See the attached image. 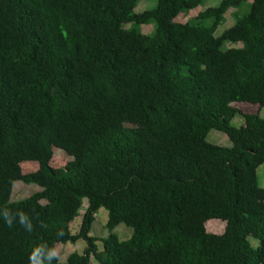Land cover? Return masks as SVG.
<instances>
[{
  "label": "trees",
  "instance_id": "1",
  "mask_svg": "<svg viewBox=\"0 0 264 264\" xmlns=\"http://www.w3.org/2000/svg\"><path fill=\"white\" fill-rule=\"evenodd\" d=\"M250 1L216 36L242 0L185 23L204 0L142 13L141 0H0V264H264V118L233 107L264 109V0ZM55 150L73 160L52 167ZM15 182L41 192L12 203ZM101 209L103 240L91 236ZM80 240L83 254L54 256Z\"/></svg>",
  "mask_w": 264,
  "mask_h": 264
},
{
  "label": "rangeland",
  "instance_id": "2",
  "mask_svg": "<svg viewBox=\"0 0 264 264\" xmlns=\"http://www.w3.org/2000/svg\"><path fill=\"white\" fill-rule=\"evenodd\" d=\"M158 0H141L140 4L136 9V13H142L146 10H150L157 6ZM223 0H204L202 6L198 9L192 11L186 16H181L177 20L179 22H187L189 19L196 17L200 12L206 10L210 7H217L219 3ZM243 4L241 9L237 12L236 10H230L226 15L225 23L220 26L216 32V36H220L223 34L224 31L232 28L237 20L243 18L246 14L249 13L250 7L248 6L251 1L250 0H242ZM130 26H127L129 28ZM153 26H142L141 32L145 35H150L153 32ZM228 48L231 45L227 46ZM234 47V46H233ZM238 47V46H235ZM236 109L240 110L243 114H258L261 118H264V109H259V107L252 106L249 104H236L233 105ZM234 126L239 127L243 124V119L236 118L234 119L233 123ZM207 141L213 145L220 146V147H231V142L227 138L226 135L217 132L211 131L207 137ZM73 159L70 158L64 151L55 150L53 160L51 166L54 168H63L65 167L70 161ZM38 168L37 164L33 163H23L21 164V169L23 175H27L33 173ZM258 175V183L260 187H264V165L260 166L257 170ZM41 192V189L36 185H26L23 182H15L12 188L11 193V202H19L24 199H27L37 193ZM88 201L84 200L83 206L80 209L79 216L74 220L71 231L74 235L79 232L82 218L87 210ZM108 221V212L105 209H101L95 216V222L92 226L91 236L96 238H106L108 236V231L106 229V224ZM225 224L219 221H210L206 224V230L209 233L214 234H222L225 231ZM115 233L119 236L120 240H127L133 235V230L126 227L125 225H119L118 229ZM253 247H259V242L253 239L249 240ZM102 243L99 242L100 248L102 247ZM87 247L86 242L83 240L78 241L76 244H66V245H59L56 247L54 251V256L58 258L60 263H65L67 258L73 254H83L85 248ZM90 264H99L93 257L91 258Z\"/></svg>",
  "mask_w": 264,
  "mask_h": 264
},
{
  "label": "clouds",
  "instance_id": "3",
  "mask_svg": "<svg viewBox=\"0 0 264 264\" xmlns=\"http://www.w3.org/2000/svg\"><path fill=\"white\" fill-rule=\"evenodd\" d=\"M88 207V206H87ZM5 219L7 220L8 219V217H7V215H5ZM83 219V218H82ZM20 222H21V224H24V226L26 227V228H30V225H28V224H25V218L21 215V218H20ZM103 239H105V238H102V239H100L99 238V240H103ZM101 242V241H100ZM98 245H99V242H98ZM102 245V244H101ZM100 247V246H99ZM102 248V247H101Z\"/></svg>",
  "mask_w": 264,
  "mask_h": 264
},
{
  "label": "crops",
  "instance_id": "4",
  "mask_svg": "<svg viewBox=\"0 0 264 264\" xmlns=\"http://www.w3.org/2000/svg\"><path fill=\"white\" fill-rule=\"evenodd\" d=\"M117 229H118V228H117ZM117 229H116V230H117Z\"/></svg>",
  "mask_w": 264,
  "mask_h": 264
}]
</instances>
